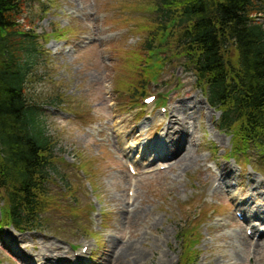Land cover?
I'll list each match as a JSON object with an SVG mask.
<instances>
[{
	"label": "rangeland",
	"instance_id": "374dc122",
	"mask_svg": "<svg viewBox=\"0 0 264 264\" xmlns=\"http://www.w3.org/2000/svg\"><path fill=\"white\" fill-rule=\"evenodd\" d=\"M153 2L31 0L21 11V30L39 46L29 94L39 99L62 94L65 105L41 110L56 159V175L46 186L51 202L37 229L20 234L0 228V264H31L20 252L29 253L33 264H43L32 248L45 251L52 244L58 247L51 254L61 249L76 264H127L116 256L130 244L146 255L142 264H181L178 233L183 227L189 235L194 229L188 236L191 244L194 240L189 250L196 264H264V237L253 236L252 243L258 239L255 253L248 249L238 261L220 242V236L244 224L241 202L252 180H264V156L254 148L239 151L235 160L229 156L233 137L220 128V112L176 58V48L151 64L155 53L144 48L147 37L139 25L156 19ZM148 96L163 102L144 104ZM178 105L179 118L187 122L183 147L200 159L184 172L169 169L171 157L160 147L168 142L156 141L161 134L157 123H167L170 109ZM175 124L172 134L182 131ZM223 165L233 173L235 195L226 189L213 193L217 183L209 185V174L216 175ZM135 207L157 226L147 230L144 217L135 222L128 217ZM245 219L244 235L250 236L256 221ZM218 226L223 229L214 231Z\"/></svg>",
	"mask_w": 264,
	"mask_h": 264
},
{
	"label": "trees",
	"instance_id": "16d2710c",
	"mask_svg": "<svg viewBox=\"0 0 264 264\" xmlns=\"http://www.w3.org/2000/svg\"><path fill=\"white\" fill-rule=\"evenodd\" d=\"M30 1L0 0V228L11 226L19 233L41 226L46 202H51L46 186L56 175L41 110L65 105L62 94L47 99L29 94L39 46L18 20ZM262 4L264 0H154L150 6L156 19L139 25L149 55L176 48V58L194 73L208 104L221 112L220 128L233 137L229 156L234 160L249 148L264 156ZM185 228L178 233L181 264H196L197 256L189 250L194 229L189 235Z\"/></svg>",
	"mask_w": 264,
	"mask_h": 264
},
{
	"label": "bare ground",
	"instance_id": "6f19581e",
	"mask_svg": "<svg viewBox=\"0 0 264 264\" xmlns=\"http://www.w3.org/2000/svg\"><path fill=\"white\" fill-rule=\"evenodd\" d=\"M179 108L180 107L178 105L175 106V108L170 109L167 123H165L164 125L157 123V128L161 130V134L156 141L160 143L163 140H166L168 142V144H160V147H162V152H164V154L170 155L171 157L170 162H172L169 164V169L178 167L179 171L184 172L191 166L195 165L200 159L195 156V153L191 148L185 150V147H183L186 141L184 139H180V137L183 134V131H187V122L184 119L179 118ZM196 108L199 112L203 109L201 106H197ZM173 123H176L175 126L177 128H180L182 131L177 129L175 133L172 134L171 130ZM175 134L178 135V138L174 137ZM138 137H140V134L138 135ZM176 139L180 140H178V144L174 145V143L177 142L175 141ZM167 146L173 147V150L169 149L167 153H165L164 148ZM154 150H152V153H154ZM164 154L162 153V155ZM162 155L156 156L161 157ZM209 175L211 177L209 185L217 183L213 193H218L220 190L226 189L227 191L235 195L234 192H232V189H230L232 187L230 180L233 177L230 166L223 165L216 175H213L211 173ZM246 196L247 198H249V200H247L246 198L243 202H241L243 204L244 211H240L242 213V216L244 217V224H242V226H240L236 232L220 236V242L223 241L226 244L225 247L228 251H230V257H232L236 261H238L239 259L241 260L247 253L248 249H252V251L255 253L254 249L255 247H258V239L255 243H252L253 236H257L259 238L264 237V180H252V184L248 185L246 189ZM255 201H257V203ZM249 203H252V205H250ZM239 205L240 204H238V206ZM138 210L139 209H137V207L132 208L128 217L132 218L134 222L138 220L140 221L141 218L144 217V224L147 230H150L151 228H155L157 226L153 219H147L145 211L143 209L139 211ZM245 216L256 221L254 222L255 224L252 225V228H250V236L244 235V231L247 228L245 225L249 226L247 220L245 219ZM222 229L223 226H218L214 228V231L217 232ZM12 241L15 242V238H12ZM108 243L111 242L109 241ZM52 247H55V249H57L58 246H54L52 244L51 246L46 247L45 251L35 247L32 249H38L39 253H37V258L38 261L42 262L43 264H76L74 261L75 258L67 256L66 253L61 254V249L59 250V253L57 255L54 256L53 254H51L55 252ZM20 253L25 261L33 264L29 253ZM111 256L112 258H114L113 255ZM116 259H123L127 264H142L146 259V255L142 251L137 250L133 244H130L118 250Z\"/></svg>",
	"mask_w": 264,
	"mask_h": 264
}]
</instances>
